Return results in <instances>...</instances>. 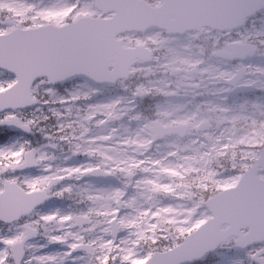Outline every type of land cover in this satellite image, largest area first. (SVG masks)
Instances as JSON below:
<instances>
[{
  "label": "snow or ice",
  "instance_id": "snow-or-ice-1",
  "mask_svg": "<svg viewBox=\"0 0 264 264\" xmlns=\"http://www.w3.org/2000/svg\"><path fill=\"white\" fill-rule=\"evenodd\" d=\"M0 264H264V0H0Z\"/></svg>",
  "mask_w": 264,
  "mask_h": 264
}]
</instances>
